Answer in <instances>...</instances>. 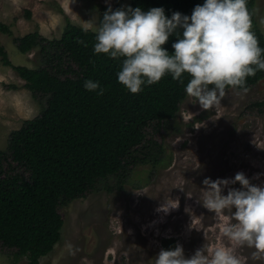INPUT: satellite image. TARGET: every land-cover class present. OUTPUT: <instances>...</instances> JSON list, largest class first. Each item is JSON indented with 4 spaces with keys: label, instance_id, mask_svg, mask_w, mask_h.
I'll return each mask as SVG.
<instances>
[{
    "label": "trees",
    "instance_id": "1",
    "mask_svg": "<svg viewBox=\"0 0 264 264\" xmlns=\"http://www.w3.org/2000/svg\"><path fill=\"white\" fill-rule=\"evenodd\" d=\"M255 2L248 0L252 31L264 48ZM202 3L130 0L128 6L145 11L162 6L170 16L173 11L190 15L194 6ZM111 7L126 6L123 0H114ZM107 8L100 6L98 23ZM65 22L59 38L48 39L37 30L14 38L21 54L38 49L37 68L12 65L0 45L1 64L17 73L34 98L44 99L39 115L11 131L6 150L0 151V245L13 250L16 257L26 258V264H41L40 259L60 241L61 207L90 192L124 193L136 167L150 166L153 171L167 161L155 136L181 131L174 120L186 96L187 73L184 84L165 75L133 94L117 81L121 60L93 53L94 31L68 19ZM0 31L12 34L2 24ZM176 39L170 37L163 47L173 51ZM88 79L99 81L104 94L86 90ZM262 79L264 71H257L247 78L245 87L249 89ZM248 110L264 115V99L250 103ZM173 244L174 240H163L164 248Z\"/></svg>",
    "mask_w": 264,
    "mask_h": 264
},
{
    "label": "rangeland",
    "instance_id": "2",
    "mask_svg": "<svg viewBox=\"0 0 264 264\" xmlns=\"http://www.w3.org/2000/svg\"><path fill=\"white\" fill-rule=\"evenodd\" d=\"M129 1L123 0L124 6ZM109 4L114 0H0V24L12 32L0 31V45L12 65L37 68L38 49L21 54L14 38L35 30L48 39L59 38L66 19L90 29L98 24L100 6ZM254 10L264 35V0H256ZM263 99L264 79L246 92L228 89L221 104L209 110L186 95L174 120L181 131L155 136L169 163L153 171L150 166L136 167L124 193L90 192L61 207L60 241L40 263L154 264L163 240L171 239L172 247L181 244L186 256L204 244L213 248L223 244L234 247L241 264H264V252L223 235L221 226L231 220L230 210L217 215L200 204L205 177L232 178L242 171L252 183H264V115L248 110L250 103ZM43 106L44 99L34 98L17 73L0 62V151L6 150L10 132L39 115ZM164 203L178 206L164 212L160 210ZM26 263V258L0 245V264Z\"/></svg>",
    "mask_w": 264,
    "mask_h": 264
},
{
    "label": "clouds",
    "instance_id": "3",
    "mask_svg": "<svg viewBox=\"0 0 264 264\" xmlns=\"http://www.w3.org/2000/svg\"><path fill=\"white\" fill-rule=\"evenodd\" d=\"M90 29L94 31L93 53L121 60L117 81L133 94L165 75L184 84L187 73L186 95L209 110L221 104L228 89L246 92L247 78L264 71V48L252 31L248 0H203L190 15L173 11L170 16L162 6L145 11L130 5L113 9L109 4ZM172 36L177 39L169 52L163 46ZM84 88L98 96L105 91L99 81L91 79L84 82ZM202 185V203H198L217 215L231 211V220L221 226L223 235L264 252V183H252L241 171L232 178L205 177ZM177 206L164 203L160 210L168 212ZM66 247L74 254L71 243ZM154 264H241V260L234 247L223 244L214 248L204 244L186 256L177 243L161 248Z\"/></svg>",
    "mask_w": 264,
    "mask_h": 264
}]
</instances>
